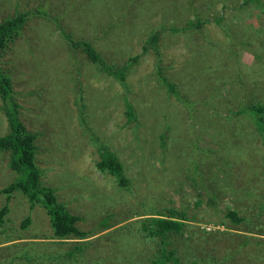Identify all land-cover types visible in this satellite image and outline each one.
Returning a JSON list of instances; mask_svg holds the SVG:
<instances>
[{
    "label": "rangeland",
    "instance_id": "rangeland-1",
    "mask_svg": "<svg viewBox=\"0 0 264 264\" xmlns=\"http://www.w3.org/2000/svg\"><path fill=\"white\" fill-rule=\"evenodd\" d=\"M170 7L178 11L172 13ZM17 11L27 18L2 52L0 66L10 77L20 119L35 136L41 182L54 187L58 201L80 217L76 226L87 232L89 242L74 259L64 262L67 256L58 255L57 264H143L156 252V242L145 243L139 230L126 225L145 213L164 214L169 207L186 215L189 224L184 228L190 234L188 246L173 238L168 246L188 255L182 264L207 254L218 261L236 251L226 264H264V243L258 240L264 238V147L251 130L250 116L224 118L264 103V0H0V20ZM227 25L236 38L225 30ZM68 38L89 42L114 68L131 62L123 74L126 87L121 78L94 70ZM260 52L263 58L256 62ZM235 64L244 65L240 72ZM161 76L175 84L176 94L157 87ZM237 81L241 84L233 92ZM155 97L167 99L173 116L190 112L181 120L193 125L200 137L197 145L207 149L205 163L197 161L195 181L193 172L184 170L188 156L183 137L175 138L173 162L168 158L165 166L159 144L150 147L152 114L141 112L137 128L128 121L126 102L134 109L137 103L141 111H157L160 99ZM80 117L118 156L129 179L125 186L96 169L100 156ZM8 129L0 111V136ZM235 145L238 152L231 148ZM217 147L222 148L219 153ZM216 155L230 162L220 165ZM8 159L0 152V188L15 176ZM5 202L1 193L0 207ZM8 204L0 236L11 240L0 237V248L13 243L8 249L13 264H31L17 255L22 251L27 259L32 252L45 256L41 242L59 253L76 245L74 237L55 238L44 208L29 210L22 193L14 191ZM228 209L238 212L240 220L226 216ZM27 214L32 220L28 225ZM243 235L259 238L246 242Z\"/></svg>",
    "mask_w": 264,
    "mask_h": 264
},
{
    "label": "trees",
    "instance_id": "trees-1",
    "mask_svg": "<svg viewBox=\"0 0 264 264\" xmlns=\"http://www.w3.org/2000/svg\"><path fill=\"white\" fill-rule=\"evenodd\" d=\"M252 0H246V2H250ZM257 1V0H255ZM260 3V2H259ZM179 5L180 2L178 3ZM180 7V6H179ZM171 12L175 13L178 10H175L174 8L170 7ZM158 10V9H157ZM27 14L26 12H14L11 16L4 18L3 20H0V56L2 52L5 50V48L8 46V43L13 40L16 36H18L21 33V28L26 21ZM196 26V24H194ZM175 31H180L179 28L174 27ZM225 30H228V25L225 28ZM232 32L231 36L235 34L234 31ZM227 34L230 35V33L227 32ZM69 37V36H66ZM230 37V36H229ZM236 38V35H234ZM69 39V38H68ZM155 36H150V42L155 41ZM70 41V39H69ZM70 44L73 45V47L80 48L86 55L87 59L92 64V67L94 70H97L99 72H102L106 75L113 76L114 78H121L123 80L125 76L123 75L128 65L131 64V62L127 63V66L120 67V68H114L113 65L107 63L100 54L91 46V44L87 41H70ZM257 61H260L263 58V53L260 52L257 56ZM229 58V56L227 57ZM226 58V60H227ZM236 65V64H235ZM262 65L260 62L257 64V66ZM225 66V65H224ZM244 66L242 64H237V72H240L239 67ZM253 66V65H252ZM157 69L159 68L161 70V65L156 66ZM195 63L192 65V69H194ZM197 67V66H196ZM263 67V65L261 66ZM126 68V69H124ZM199 69V67H197ZM156 69V73H157ZM160 76L161 74H158ZM239 81V80H238ZM236 82L235 85H232V90L234 92V89L238 91L237 87L241 83ZM157 87L160 88H167L170 90V92L176 94V86L172 82L167 81L166 78L160 77L158 81ZM122 85V86H123ZM162 86V87H161ZM157 90V89H156ZM12 91L10 87V77L6 70H4L0 66V111H3L6 115L7 122H8V132L2 136H0V152H6L8 154V166L9 168L15 173V176L13 177V180L6 186H3L0 188V194H4L5 196V203L2 207H0V229L5 223V220L7 221L8 213L10 212L11 208L8 204L9 198H11V195L14 191H17L19 193H22L29 204V210L34 209L37 205L44 208L46 211V214L48 215V222L52 229L53 236L57 238L58 240H64L66 238L74 237L77 239L76 245L71 249L69 252H58V251H51L47 249L48 243H39V249L46 254L41 258V256H37L33 254L29 259H27L26 255H23V251L17 254L20 259H22L24 262H29L31 264H57L58 262H61L59 260L60 255L67 256L64 261L66 262L68 259H74L75 252L81 251L83 248H86L89 244L87 241V232L81 231L76 225L77 221L80 219L78 215L71 214L66 207L58 201L57 195H56V189L52 187L51 185H44L41 180L40 176L42 174L41 169L37 166L35 163V149L36 147L33 144V140L35 136H33V133L29 132L25 125L23 124L22 120L20 119L19 115V104L16 102V100L12 96ZM163 97H155V100H159V106L157 111L154 110V108H151L150 110L145 107L142 111L137 107V103L134 105L136 106V109H134V106H132L129 102H126V110L125 113L127 115L128 121H133L135 123L134 128H137L140 122V115L141 112L149 111L150 114L153 116V123L149 125L148 128V136L152 138V142L150 144V147H154L156 149V143L159 144V150L161 154L164 155L162 157L163 160H165V166L170 164L168 162V158H170L171 163L173 162L172 158L175 156V150H174V141L175 138L177 139L180 135V137H183L186 142L187 146V158H186V167L184 170L186 172H193L194 176L192 177V180L195 181V175L198 177L199 171V165L198 163L201 162L205 163V155L203 153L207 150L197 145V141H199L200 137L197 132V130L193 127L192 124L186 123L183 124V121L181 119L185 120L186 114L189 115L190 112L185 111V113L181 114L179 116H173V112L169 111L167 99H162ZM100 102L102 100H99ZM129 101V100H127ZM138 101V100H136ZM104 104H106L107 99L102 101ZM137 114V115H136ZM239 115H247L252 118L251 123L253 126L251 127L252 132H254V135L257 134L259 139L261 140V144L264 147V103L254 105L250 104L245 107H242L240 110H238L237 113H228L227 116H225V119L231 120L234 116L239 117ZM185 116V117H183ZM224 119L223 117H221ZM158 122V125L157 123ZM86 127V130L88 133H90V139L92 142V145L96 147L98 155L100 156V159L96 162V169L103 173V174H111L115 176L117 179V182L120 186H125L126 183L129 181V179L126 178L122 174V163L119 160L118 156H115V154L111 151H109L105 144L101 141L98 133H96L92 128L89 127L87 120L84 117H80V125ZM186 126V128H185ZM246 131V126L244 127ZM169 131V133H166ZM236 133L238 135H242V132L240 129H237ZM251 133V132H250ZM249 133L250 139H253L252 133ZM136 138V135H135ZM190 141L194 142L197 147ZM196 147V148H195ZM221 147H217V151L219 153V150ZM233 150H236V145L231 147ZM255 150V148H254ZM223 151V150H222ZM238 152V149L236 150ZM171 154V156L169 155ZM169 155V156H167ZM202 157V158H201ZM246 158L245 156H243ZM216 160L220 161V165L222 163H228L230 162L228 158H222L218 159L219 155H216ZM191 160V161H190ZM198 161V163H197ZM256 163L255 158L252 160ZM207 165V164H206ZM189 172L188 174H190ZM186 176V175H185ZM188 176V175H187ZM252 176H255V173H253ZM257 177V176H255ZM253 177L252 179H255ZM179 180V179H178ZM199 181H196L195 183H198ZM194 183V188H198L200 186L196 185ZM250 196V195H249ZM248 196V197H249ZM262 197H264L261 194ZM11 200V199H10ZM12 201V200H11ZM12 207V204H11ZM13 209V208H12ZM226 216H229L235 220H240V217H238V212H236L233 209H228L226 211ZM6 216V218H5ZM144 217L139 219H134L131 223L127 224V229H135L139 230L141 232L140 236L142 240L146 243L147 241L150 242H156L157 250L156 252H153V255L149 256V258L143 263V264H182L181 261L188 258V255H180L178 254V249L176 247L169 248V244L171 239H175L178 244H181L182 242L187 247L188 242L190 240V237L187 238L188 232L184 230V228L188 227L189 224H187L186 215H183L182 213L178 212L176 209L169 207L167 208L166 213H145L143 215ZM31 217L30 214H27L24 217L25 224L28 225L31 223ZM124 226V227H126ZM139 226V227H138ZM124 227H119L121 229H125ZM207 233V231H204ZM209 234H212L211 232H208ZM0 234H4V232H0ZM3 238H6L5 241H10V238H7L5 236H0ZM246 242H249L250 239L253 238H259L251 236H245L243 235ZM86 239V240H84ZM260 242L264 243V238L258 239ZM2 242V241H1ZM16 243L15 245H17ZM32 245H36V243H32ZM25 245H22L23 247ZM241 246V245H240ZM15 247L13 243H10L6 245L5 247H1V249L5 250L6 253L3 254V252H0V264H13L12 261L14 260L12 258H9L8 254L9 248ZM19 247V248H21ZM26 247V246H25ZM19 249L24 250L25 249ZM179 247V245L177 246ZM239 248V247H238ZM1 250V251H3ZM237 252V251H236ZM236 252H231L229 256L223 257L222 259H213L210 258L209 254H207L206 257H198L189 260L188 264H226V260L229 258H232ZM59 255V257H58ZM44 258H48L50 260L48 263L44 261ZM13 259V260H12Z\"/></svg>",
    "mask_w": 264,
    "mask_h": 264
}]
</instances>
